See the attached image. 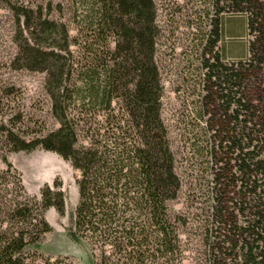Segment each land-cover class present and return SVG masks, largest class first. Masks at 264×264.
<instances>
[{
  "label": "trees",
  "instance_id": "trees-1",
  "mask_svg": "<svg viewBox=\"0 0 264 264\" xmlns=\"http://www.w3.org/2000/svg\"><path fill=\"white\" fill-rule=\"evenodd\" d=\"M95 2L91 33H115L114 46H105L99 55L93 53L76 69L74 61L65 62L66 55L55 50L54 42L45 48L37 40L40 29L46 38L53 35L52 22L41 18L40 10L33 20L29 6L0 0V8L7 6L23 16L29 34L12 61L19 67L46 71L45 89L58 122L52 130L27 134L12 122L19 114L7 116L3 108L12 87L0 85V154L5 162L0 169V264H34L29 247L40 243L50 230L44 210L52 207L61 212L64 207V193L56 181L40 189L37 201L23 195L20 173L5 154L35 148L57 153L79 170L74 231L88 246L95 264H264V101L254 103L248 91L233 104L229 85L238 73L229 70L233 63L229 68L220 66L224 84L220 98L226 102L222 112L235 114L213 125L234 128L243 121L239 126L246 129V123L252 122L259 134L246 130L217 138L190 131L183 134L184 160L193 182L185 198L186 211H170L167 202L177 196L181 179L160 115L162 87L153 58L157 26L152 0ZM250 2L263 6L257 0ZM261 14H254L260 24L264 22ZM252 17L247 20L252 22ZM215 22L210 30L213 36L220 30V21ZM226 30L229 34V26ZM67 43L60 49L69 55ZM246 60L251 74L255 60ZM217 66V61L207 65L215 70ZM74 74L82 85H76ZM73 97L80 105H101L106 111L101 130L86 134L84 144H78L77 122L66 112L70 103H76ZM114 98L122 104V116L111 112ZM242 109L246 114L241 119ZM216 161L220 163L214 170ZM8 182L16 189L9 197ZM180 226H189L197 237L188 257Z\"/></svg>",
  "mask_w": 264,
  "mask_h": 264
},
{
  "label": "rangeland",
  "instance_id": "rangeland-1",
  "mask_svg": "<svg viewBox=\"0 0 264 264\" xmlns=\"http://www.w3.org/2000/svg\"><path fill=\"white\" fill-rule=\"evenodd\" d=\"M95 1L11 0L16 6H29L33 20H36L37 11L40 10L41 18L46 17L52 22L50 27L53 35L46 38V33H42L40 29L36 32L37 40L45 48H50V44L54 42L57 45L55 50L66 55L63 58L65 62H68V58L74 61L76 69L93 53L99 55L105 50V46H114L115 33H91ZM257 2H262L263 6L252 4L250 0H152L157 26L153 58L162 87L160 115L174 154V168L181 179L177 196L167 202L168 209L172 212L186 211L185 198L189 192V183L193 182L191 176H188V163L184 160L187 153L182 148L183 134L186 136V132L190 131L214 138L239 135L245 130L259 134L252 122L246 123V129L239 126L245 124L243 121L235 123L234 128H230V124L228 127L213 125L215 120H221L223 116L228 119L230 114H235V111L231 113L230 110L226 111V115L222 112L226 102L223 103L220 98L224 85L219 71L221 65L229 68L233 63L229 70L238 73L233 78L232 85H229L230 95L235 99L233 104L237 103V96L244 98L248 91L252 93L254 103L264 101V22L260 24L259 19L254 16L256 12L264 14V0ZM248 17H252L253 21H248ZM233 18L240 21H233ZM215 20L220 21V30L213 36L210 30L215 26ZM223 26L225 31L221 29ZM228 26L230 35L226 30ZM27 35L23 16H16L7 6L0 8V85L12 87L11 93L3 99V108L7 116L19 114L12 118L17 127L27 134H38L56 128L58 122L52 115L51 100L45 89L46 71L19 67L17 62L12 61ZM213 37L214 41L211 43ZM66 43L69 55L60 49ZM250 43L253 44L249 45ZM248 57L255 60L254 72L251 74L246 69ZM213 61L218 62L216 70L207 67ZM73 80L76 85H82L77 74H74ZM73 99L76 103H70L66 112L77 122L78 144H84L87 142L86 134L101 130L106 111L101 105H80L76 97ZM110 107L114 115H123L122 104L116 98L112 100ZM233 107L234 105L231 108ZM240 113L239 118L242 119L246 113L243 109ZM215 142L209 141L210 144ZM5 156L19 171L23 195L30 201L39 200L40 189L54 181L59 183L64 193L61 212L52 207L44 210V218L50 230L44 234L40 243L29 247V259L34 260V264H66L69 261L72 264H95L88 246L77 239L74 231L73 214L78 199L76 179L79 177V170L57 153L40 148L28 152L11 151ZM219 163H214V170H217ZM3 168L5 162L0 154V169ZM8 184L7 197L15 194L16 190L11 182ZM179 237L187 248L185 256H191L189 248L197 244V237L190 233L189 226L179 227ZM187 238L190 242H187ZM56 258L59 259L54 262Z\"/></svg>",
  "mask_w": 264,
  "mask_h": 264
}]
</instances>
